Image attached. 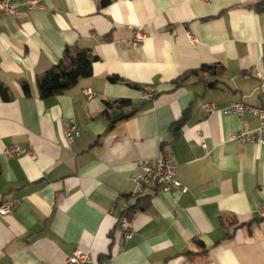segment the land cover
<instances>
[{
    "label": "crops",
    "instance_id": "0c3cea01",
    "mask_svg": "<svg viewBox=\"0 0 264 264\" xmlns=\"http://www.w3.org/2000/svg\"><path fill=\"white\" fill-rule=\"evenodd\" d=\"M43 3L0 17V86L9 96H0V204L17 201L0 215V264H63L76 248L109 264H264V145L228 141L258 118L203 108L264 107V0ZM137 31L143 41L127 46ZM71 46L97 57L91 76L41 99L37 76ZM203 65L214 69L173 83ZM69 119L80 133L67 144ZM13 145L34 158L7 156ZM163 153L186 193L130 179L139 160Z\"/></svg>",
    "mask_w": 264,
    "mask_h": 264
},
{
    "label": "built area",
    "instance_id": "2783aa9c",
    "mask_svg": "<svg viewBox=\"0 0 264 264\" xmlns=\"http://www.w3.org/2000/svg\"><path fill=\"white\" fill-rule=\"evenodd\" d=\"M207 1V0H205ZM43 0H0V17H15L19 11L42 9ZM188 41L191 44L196 43L195 37L188 35ZM144 35L137 31L130 39L125 40V44L133 47L141 43ZM83 97L87 100L91 99L93 93L86 88L82 91ZM154 96L153 90H145L142 93L144 100H150ZM264 98V94H262ZM204 110L209 113H219L221 115H234L239 118L249 115L258 118L259 126L254 130H242L228 136V141H236L239 143H254L256 145H264V107L252 106L243 102H234L230 105L218 108L214 104L204 105ZM63 135L67 144H70L80 133L79 126L69 119L63 124ZM4 153L9 157L29 156L34 158L35 154L28 148L13 145L5 149ZM138 173H132L130 179L134 181L139 188L156 190L161 193H168L173 189H178L181 193H186V187H183L176 179L175 166L172 162L170 154L163 153L155 159H141L137 162ZM17 201L10 200L0 204V215L5 216L15 208ZM119 225L124 229V237L130 238L132 231L128 228L127 216L122 215L118 221ZM63 264H109L108 259L95 260L90 257L89 253L84 252L80 248H76L70 257H67Z\"/></svg>",
    "mask_w": 264,
    "mask_h": 264
},
{
    "label": "trees",
    "instance_id": "16d2710c",
    "mask_svg": "<svg viewBox=\"0 0 264 264\" xmlns=\"http://www.w3.org/2000/svg\"><path fill=\"white\" fill-rule=\"evenodd\" d=\"M106 3V0H103V4ZM97 60V57L93 55L90 49H80L77 46H71L65 48L61 59L56 65L46 72L40 74L36 78V86L38 90V95L41 99H49L55 96H58L70 88L74 87L81 79H85L91 76V66ZM213 66L203 65L197 70H193L181 75L178 79L174 80L173 83L176 86H180L182 82L192 75H197L200 72H211L213 71ZM110 82H118L119 78L109 77ZM209 84L208 86H212ZM23 92L26 95H29V87L27 84L22 86ZM0 96L3 100H9V96L6 93V89L0 86ZM121 107L126 106L128 103L124 100L117 101L114 103ZM106 107H110L108 103H105ZM118 108V109H119ZM103 114L111 119L108 115L107 110ZM186 113L182 117L174 122L170 126V131L173 134H176L181 128L183 121L185 119ZM128 115L121 116L116 120L126 119ZM113 121V119H111ZM115 120V119H114ZM114 122H111L110 128ZM137 210V205L130 207L128 209V214H133Z\"/></svg>",
    "mask_w": 264,
    "mask_h": 264
},
{
    "label": "water",
    "instance_id": "95a60500",
    "mask_svg": "<svg viewBox=\"0 0 264 264\" xmlns=\"http://www.w3.org/2000/svg\"><path fill=\"white\" fill-rule=\"evenodd\" d=\"M119 114H120V113L116 111V112H114L113 115H114V117H116V116H118Z\"/></svg>",
    "mask_w": 264,
    "mask_h": 264
}]
</instances>
